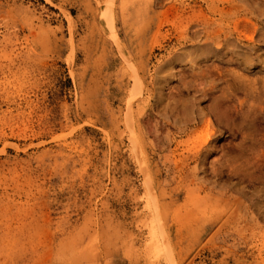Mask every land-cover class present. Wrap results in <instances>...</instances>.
I'll use <instances>...</instances> for the list:
<instances>
[{
    "label": "rangeland",
    "instance_id": "374dc122",
    "mask_svg": "<svg viewBox=\"0 0 264 264\" xmlns=\"http://www.w3.org/2000/svg\"><path fill=\"white\" fill-rule=\"evenodd\" d=\"M0 264H264V0H0Z\"/></svg>",
    "mask_w": 264,
    "mask_h": 264
},
{
    "label": "bare ground",
    "instance_id": "6f19581e",
    "mask_svg": "<svg viewBox=\"0 0 264 264\" xmlns=\"http://www.w3.org/2000/svg\"><path fill=\"white\" fill-rule=\"evenodd\" d=\"M116 38V37H115ZM117 40H119V38L117 37ZM121 48V47H120ZM135 99V98H134Z\"/></svg>",
    "mask_w": 264,
    "mask_h": 264
}]
</instances>
